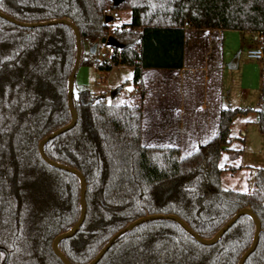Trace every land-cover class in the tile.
<instances>
[{"label":"trees","instance_id":"16d2710c","mask_svg":"<svg viewBox=\"0 0 264 264\" xmlns=\"http://www.w3.org/2000/svg\"><path fill=\"white\" fill-rule=\"evenodd\" d=\"M106 8L128 10L129 22L111 28L117 18L106 23ZM0 11L27 23L69 19L83 49L112 36L124 46L92 62L84 50L80 66L133 68L135 92L124 85L113 96L73 91L75 126L44 146L47 158L76 168L86 182L85 219L59 243L72 264H87L116 231L146 214H175L210 238L245 206L261 231L244 264H264V169L255 171L252 191L242 192L221 188L218 167L234 118L250 109H221L216 134L186 156L178 147L142 144L143 71L183 67L186 27L247 32L254 44L264 33V0H123L116 7L111 0H0ZM75 54L66 24L23 28L0 18V264H63L51 242L79 218V180L47 165L37 144L71 119ZM257 115L264 134V76ZM253 233L252 219L242 215L204 245L176 221L152 219L119 236L97 264H238Z\"/></svg>","mask_w":264,"mask_h":264},{"label":"rangeland","instance_id":"374dc122","mask_svg":"<svg viewBox=\"0 0 264 264\" xmlns=\"http://www.w3.org/2000/svg\"><path fill=\"white\" fill-rule=\"evenodd\" d=\"M118 12L120 16L111 24V28L126 24L130 20L128 10ZM191 37L189 35V39ZM199 39L198 53L202 59L204 49H213L210 60L215 62L209 68L210 81L205 82L202 72L199 71L194 80L190 77L186 78L183 84L179 85L180 87L177 82L170 84V88L166 89L170 92L167 93L165 90L167 94L164 96L148 99L143 107L142 144L172 147L171 143L177 141L173 134L171 136V102L179 100L182 96L181 92L186 98L185 106L190 111L195 109L196 104L201 105L202 101L208 105L209 113L226 108L250 109L246 115L234 118L230 128L231 141L228 150L221 152L218 167L223 170L220 176L221 188L251 192L255 171L264 169V134L259 132L257 124L263 62L246 56V49L253 43L250 33L224 30L220 39L214 36L209 38L202 33ZM100 48L101 44L98 42L85 44L83 49L85 57L92 62L98 58ZM236 55H238L237 67L231 69L228 64ZM198 61L200 62L199 57ZM132 75L133 68L130 66H113L108 74L93 67L80 66L75 77L74 93L85 89L94 96L103 93L109 95L120 85H124V91L135 92L137 88L132 83ZM149 78V72H146V84H150ZM97 80L101 81L100 85L96 84ZM126 81L128 83H125ZM153 86L158 91L162 85L153 84ZM209 120L213 123V116ZM173 132L176 133L175 130ZM206 132V127L200 122L194 126L191 133L182 136L185 145L180 150L181 156L194 151L197 147L193 144L196 140H205L208 136Z\"/></svg>","mask_w":264,"mask_h":264},{"label":"water","instance_id":"95a60500","mask_svg":"<svg viewBox=\"0 0 264 264\" xmlns=\"http://www.w3.org/2000/svg\"><path fill=\"white\" fill-rule=\"evenodd\" d=\"M123 0H111L112 5L116 7L119 5ZM0 18L8 21L9 23H12L14 25H17L19 27L23 28H33V27H41V26H48V25H54V24H66L68 25L74 32L75 38H76V54H75V62L74 66L72 69V72L70 76L68 77V88H67V104L69 108V112L71 114V119L70 121L55 129L51 133L45 135L41 140H39L37 144V149L39 156L41 159L50 167L56 168V169H61L68 171L74 175L77 176L79 180V185H80V214L79 218L77 221L69 228L67 231H63L59 234H57L52 242H51V250L56 255L63 264H72L66 256L62 253V251L59 248V243L66 239L70 238L75 235V233L78 231L80 226L82 225L85 215H86V202H85V190H86V182L83 174L77 170L76 168L61 164L57 161L51 160L46 157L44 154V146L45 144L50 141L51 139L57 137L58 135L72 129L75 126V123L77 121V113L75 108L73 107V102H72V97H73V91H74V82H75V77L76 73L80 67V62H81V55L83 52V47L81 45V36L79 33V30L76 25H74L69 19L66 18H60V19H50L46 21H40V22H21L18 21L11 16L3 13L0 11ZM105 22H109L112 20L111 16H105L104 18ZM100 44L102 45H107V46H113L117 48H122L124 45L120 44L118 41H116L112 36L104 37L101 39ZM237 61H238V55H236L232 61L228 64V67L231 69H234L237 67ZM118 91V88L111 91L110 96H113L116 92ZM242 215H247L249 216L253 223H254V233L252 237V242L250 246L243 252L241 257L239 258L238 264H244L245 260L248 258V256L255 250L258 240H259V235L261 231V223L255 212L248 206L242 207L236 213L217 231L215 234H213L210 238H202L199 236L183 219H181L179 216L175 214H163V213H154V214H146L144 216H141L129 223H127L124 227L116 231L110 239L107 241V243L98 251V253L87 263V264H97L99 260L103 257V255L106 253V251L110 248L112 243L122 234L125 232L133 229L137 225L146 222L148 220L152 219H171L176 221L179 225H181L187 232H189L196 241H198L201 244L204 245H211L216 243L221 236L235 223V221Z\"/></svg>","mask_w":264,"mask_h":264},{"label":"crops","instance_id":"0c3cea01","mask_svg":"<svg viewBox=\"0 0 264 264\" xmlns=\"http://www.w3.org/2000/svg\"><path fill=\"white\" fill-rule=\"evenodd\" d=\"M222 30H215V29H192L186 27L185 31V46H184V57H183V67L180 69H145L143 71L142 75V84L144 85L146 89V96L144 99V103L148 99L164 96L170 90L169 89L170 84H173L175 82L179 85L183 84V81L186 78H196L197 72L201 71L203 74V80L205 82L210 81V76L208 74L210 65L215 62L214 60H210V57L213 54L212 48H206L203 51V59L199 55V37L200 33L206 34V36H209L211 38L212 36L219 38L222 35ZM189 35H191V39H189ZM208 38V37H207ZM206 38V40H207ZM251 45V44H250ZM198 57L200 58V62L198 61ZM207 57V59L205 58ZM209 58V59H208ZM212 61V63H211ZM220 62V59H219ZM84 67H93L92 65H83ZM122 66V65H118ZM146 72H149L150 76V84L145 83V74ZM107 74L109 73L106 72ZM194 80V79H193ZM192 80V81H193ZM153 84L162 85L160 86V89L157 91L154 89ZM180 87V86H179ZM163 88V89H161ZM166 90V92H165ZM181 98L179 100L171 102V136H175L174 144L171 143V146H175L182 149L184 144L183 137L185 134H189L192 132V129L194 126H197L198 123H202L206 127V135L207 140L213 137L218 128V116L220 110H215V112L209 113L208 112V105L202 101L201 105L195 106V109L193 111H190V109L186 108V98L183 96V92H181ZM154 102V101H153ZM144 107V106H143ZM213 116L214 122L210 123V117ZM212 121V120H211ZM175 130L176 133L173 131ZM182 138H178V137ZM186 136V135H185ZM196 140L194 147H198L197 145H201L207 140Z\"/></svg>","mask_w":264,"mask_h":264},{"label":"built area","instance_id":"2783aa9c","mask_svg":"<svg viewBox=\"0 0 264 264\" xmlns=\"http://www.w3.org/2000/svg\"><path fill=\"white\" fill-rule=\"evenodd\" d=\"M105 16H111L112 18H118L120 16L118 11H111V9L106 8L103 11ZM255 43L250 45L246 49V56L251 59H255L258 61H262L264 59V33H256L255 35ZM114 53V47L113 46H107V45H102L101 48L98 52V58H106L109 55ZM262 76H264V71H262ZM97 85L101 84L100 80L96 81Z\"/></svg>","mask_w":264,"mask_h":264}]
</instances>
